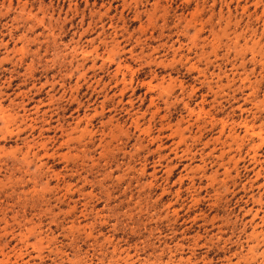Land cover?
Wrapping results in <instances>:
<instances>
[{
	"label": "rangeland",
	"instance_id": "374dc122",
	"mask_svg": "<svg viewBox=\"0 0 264 264\" xmlns=\"http://www.w3.org/2000/svg\"><path fill=\"white\" fill-rule=\"evenodd\" d=\"M0 264H264V0H0Z\"/></svg>",
	"mask_w": 264,
	"mask_h": 264
}]
</instances>
